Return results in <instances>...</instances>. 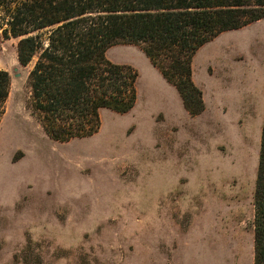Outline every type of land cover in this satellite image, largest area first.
Listing matches in <instances>:
<instances>
[{"label":"rangeland","instance_id":"obj_1","mask_svg":"<svg viewBox=\"0 0 264 264\" xmlns=\"http://www.w3.org/2000/svg\"><path fill=\"white\" fill-rule=\"evenodd\" d=\"M17 41L0 32V264H253L264 19L196 50L210 94L196 115L140 46L109 47L137 72L134 106L101 109L96 133L66 142L26 106Z\"/></svg>","mask_w":264,"mask_h":264},{"label":"trees","instance_id":"obj_2","mask_svg":"<svg viewBox=\"0 0 264 264\" xmlns=\"http://www.w3.org/2000/svg\"><path fill=\"white\" fill-rule=\"evenodd\" d=\"M3 8V9H1ZM264 19V0H14L0 3V32L18 38L17 58L32 62L26 106L52 140L96 133L99 111H129L137 72L106 57L109 47H141L179 92L191 115L204 109L192 57L222 32ZM5 25V26H4ZM10 76L0 69V116ZM253 264H264V117L253 196Z\"/></svg>","mask_w":264,"mask_h":264},{"label":"crops","instance_id":"obj_3","mask_svg":"<svg viewBox=\"0 0 264 264\" xmlns=\"http://www.w3.org/2000/svg\"><path fill=\"white\" fill-rule=\"evenodd\" d=\"M194 71H193V67H192V78H193V81L194 83L199 87V89L201 90L202 92V98H203V102L205 104V109H207V103H208V96L210 95L209 92H208V88H206L205 84H202L203 82H197L195 80V76H194ZM220 88V87H219ZM218 88V90H219Z\"/></svg>","mask_w":264,"mask_h":264}]
</instances>
